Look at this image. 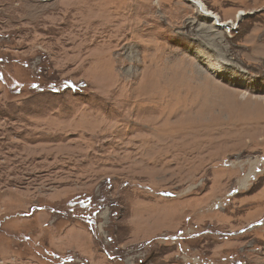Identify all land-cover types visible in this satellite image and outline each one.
<instances>
[{
  "label": "rangeland",
  "instance_id": "obj_1",
  "mask_svg": "<svg viewBox=\"0 0 264 264\" xmlns=\"http://www.w3.org/2000/svg\"><path fill=\"white\" fill-rule=\"evenodd\" d=\"M200 1L0 0V264H264V0Z\"/></svg>",
  "mask_w": 264,
  "mask_h": 264
},
{
  "label": "bare ground",
  "instance_id": "obj_2",
  "mask_svg": "<svg viewBox=\"0 0 264 264\" xmlns=\"http://www.w3.org/2000/svg\"><path fill=\"white\" fill-rule=\"evenodd\" d=\"M188 1H190L193 5H195L196 6V8L197 9H199L200 10V12L201 13H203V15H205V16H208L209 18H211V19H213L214 20V22L212 23V25L213 26H215V28L214 29H212V31H215V30H217L219 27H227L229 24L228 23H226V22H228V21H226V22H224V21H222V20H220L219 19V17L217 16V15H215L214 13H212V12H210L205 6H204V4L200 1V0H188ZM244 14V12H239V15H243ZM230 24H232V22L230 23ZM263 35V34H262ZM262 56L264 57V51H262ZM221 68V66L219 65V67H218V70ZM217 70V69H216ZM248 95V94H247ZM242 99H244V98H242ZM259 161V162H258ZM260 164H262V160H259V158L258 159H256V161L254 162L253 161V163H252V165H251V169L243 176V179H242V182L241 183H239L240 184V187H244L245 186V183H246V181H248L249 180V178L252 176V174H253V169L255 168V167H257V166H260Z\"/></svg>",
  "mask_w": 264,
  "mask_h": 264
},
{
  "label": "snow or ice",
  "instance_id": "obj_3",
  "mask_svg": "<svg viewBox=\"0 0 264 264\" xmlns=\"http://www.w3.org/2000/svg\"><path fill=\"white\" fill-rule=\"evenodd\" d=\"M226 23L230 24V23H231V21H228V22H226Z\"/></svg>",
  "mask_w": 264,
  "mask_h": 264
}]
</instances>
